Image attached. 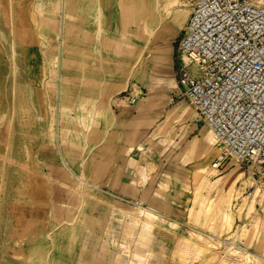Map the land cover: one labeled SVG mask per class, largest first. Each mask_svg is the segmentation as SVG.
<instances>
[{
    "label": "bare ground",
    "instance_id": "bare-ground-1",
    "mask_svg": "<svg viewBox=\"0 0 264 264\" xmlns=\"http://www.w3.org/2000/svg\"><path fill=\"white\" fill-rule=\"evenodd\" d=\"M75 1L31 0L23 3L25 1L19 0L16 3L15 0H8L10 11H3L8 20L3 22L7 30L0 27V72H3L0 85L6 107L0 120V128L3 126L6 129L5 137H1L3 131H0V147L4 148L0 151V184L8 179L13 169H19L29 184L33 180L32 170L36 171L37 165H42L43 160L48 161L45 163L48 170H40V179H37L49 195L52 228L35 238L38 242L45 240L36 244L31 254L25 255L29 264H58L62 256L55 251L64 249L69 250L68 261L72 262L77 253L73 244H65L63 239H78L93 220L91 211L98 202L105 205L107 212L103 236L99 240L100 251H93V262L151 264V253L161 259L167 257L164 249H155L157 229L175 235L171 230L178 232L181 223L174 211V199L169 193L162 188L152 190L147 187L155 162L147 159L146 147L141 142V130L131 131L128 138L131 148L119 153V158L126 157L136 145L142 159L146 160L145 165L135 159L131 161L139 177L136 183L141 181L143 185L138 198L140 202L125 201L119 208L111 207V201L118 202V199L101 195L104 193L98 185L93 184L91 173L95 156L101 153V148L110 142L111 135L119 129V119L112 112V105L120 101L122 91L131 85L135 93L139 94L143 87L141 84H144L149 92L141 101H151L171 98V90H180L178 80L174 77L173 45L157 46L155 42L161 36L174 35L186 28L191 15L190 2L97 0L90 21L96 24V40L93 45H88L82 42L75 44L77 41L63 33L70 25L87 23L74 13ZM28 11L31 18L29 22L33 23L41 39L45 65L46 78L40 94L30 84L28 71L22 64L23 47L14 35L19 25H27ZM5 38H10L8 45L5 44ZM108 39L116 46L108 48ZM184 60L187 61V58L184 57ZM52 69L59 72L58 83L51 82ZM86 73L99 76L98 89L96 82H87ZM66 74L68 78L64 77ZM75 102L79 103L78 107ZM173 113L166 123L173 133L158 142L150 136L147 141L151 148L160 149L164 144H170L180 125V136L197 128L195 119L198 113L196 109L191 110L190 104L180 111L174 106ZM26 117L30 118L28 122L25 121ZM34 118L40 126L35 132L33 148L45 152L50 159H41L38 154L32 153L24 161L11 150L19 134L22 136V133L29 132L31 119L33 121ZM54 121L59 122L58 128L53 126ZM140 124L137 120L134 126ZM207 128L202 131V136L194 135L187 142L181 150V162L184 165L197 163L191 173L196 195L205 191L215 193L219 203L213 209V199L210 203H200L191 209L193 224L188 225V231L193 241L180 236L181 244L185 243V247L178 249L175 254H179L183 264H264V220L257 213L256 206L258 202L264 210V184L261 187L252 170L248 175L239 169L233 170L230 175L219 173L216 163L222 158V152L217 146L214 132ZM71 132L81 137L79 141L82 145L65 140L64 135ZM31 144H24L28 153ZM27 160L36 161V167ZM238 181H242L239 188L236 186ZM55 187H59L61 193H57ZM247 187L254 188L250 195L245 192ZM134 196L137 198L138 195ZM142 201L148 202L149 206H144ZM244 217L248 218L247 224L236 226L237 220ZM205 222L206 229L199 228ZM161 226H169L171 230ZM257 239L259 243L256 251L249 250L252 241ZM48 248L50 251H46Z\"/></svg>",
    "mask_w": 264,
    "mask_h": 264
},
{
    "label": "rangeland",
    "instance_id": "rangeland-1",
    "mask_svg": "<svg viewBox=\"0 0 264 264\" xmlns=\"http://www.w3.org/2000/svg\"><path fill=\"white\" fill-rule=\"evenodd\" d=\"M18 1L19 0H15L16 3ZM22 1H25L23 3H27L28 1L31 2V0ZM96 5L97 0L75 1L73 8L74 13L87 21L86 25L77 23L74 25H70L68 29H64L65 32L63 31V33H67V35L71 39L77 41L75 44H78V42L87 43L88 45L94 44L93 42H95L96 40V24H91L90 21L93 19L92 14L94 12V9L96 8ZM4 10L10 11L8 0H0V27L4 30H7L5 23H3L5 19L8 20L3 12ZM27 15V25H19V27L15 29L14 35L17 36L19 43L23 47L22 64L25 65V69L26 71H28L27 75L30 77V84L34 91L40 94V91L44 85V80L46 78L44 59L40 46L41 39L38 38L33 23L29 22V20H31L29 11ZM181 32L182 31L180 30L174 33V35L172 34L169 36H161L158 38V41L155 42V45L168 46L172 44L173 52H175L176 56L177 48L175 50V47L177 45V40L179 39ZM5 39V44L8 45L10 38ZM115 46L116 44L114 42H111L110 39L107 40L108 48H113ZM5 58H7V56ZM173 70L175 71L174 77L177 81V67H174ZM61 74H63V71H61ZM66 75L64 77L68 78V74ZM75 77L78 78V75H75ZM2 78L3 72H0V79ZM51 78L52 83H55V81H57L58 83L60 78L59 72L55 71V69H52ZM85 79L87 80V82L89 80L94 83L96 82L95 86L98 89V84L100 81L99 76L86 73ZM141 85L143 86L142 88L144 90L143 94H141L140 96L138 103L132 105L131 107L127 106L124 103H121L120 108H117V110L120 109L117 116V118L119 119V129L111 135L110 142H108L106 146L101 148V153L95 156L91 173L92 182L93 184L98 185L99 189L103 191L104 194L101 195H107V197H115L118 199V202L111 201V207L114 206L116 208H119L125 201L131 203L140 202L138 198L142 194L143 185L141 181H139L140 183H136V179L139 177L136 175L135 170L131 165V161L132 159H135L143 162V165H145L146 160L142 159L141 152L137 150L136 145L133 146V150L131 149L126 157L119 158V153L125 148H131V144L128 140L131 131L136 129L141 130V142L146 147L147 159L153 160L155 162V169L151 173L150 178H148L147 187L151 188L152 190L162 188L164 192H166L167 194L169 193V196L174 199V211L178 215V219L181 223V228L178 232L171 230L169 226H161L165 229L171 230L175 233V235L170 231L162 230L159 228L157 229L156 236L158 239L155 242V249H164L167 257L161 259L151 253V259H153L151 261V264H183V260L180 258L179 254L175 253L178 249L185 247V243L181 244L182 240L180 239V236L186 237L188 239L190 238V241H193V238L188 231V225L193 224L191 220V209L193 207H198L200 203H210L213 199V209L219 203V198L215 193L205 191L201 192L200 194L198 193L199 195H196L197 189H195V185L192 182L191 173L192 169H194L197 163L184 165L181 162V150L184 149L187 142L191 140L194 135L202 136V131H205L208 128L204 124L198 122L196 118L195 121L197 124V128L195 130L186 135L180 136V125L173 134V139L170 143L171 145L164 144L165 148L162 147L160 149L151 148V144H149L147 141L150 136H152V139L154 141L158 142L159 140H163V138H166L169 133H173V129L171 127H167L166 123L169 119L168 117L174 114V106H177L178 111H180L181 108H183L186 104H190L191 110L195 108L191 105L189 100L182 95L181 90H178L177 92H175V90H171V98L141 101L143 97L148 96L147 92H149V89L144 86V84ZM82 92L84 91L82 90ZM3 94L4 91L0 85V120L2 119V116L6 109ZM77 94H79V92ZM74 104L76 107L79 106L78 102H75ZM142 112L145 113L142 115L140 114ZM29 120L30 118L26 117L25 121L28 122ZM137 120L141 124L136 127L134 126V123ZM31 122V126L28 129L29 132L27 134L22 133V136L19 134L16 140L17 143L11 150V153H14L16 157L24 161L26 158L29 159V154L31 155L32 153L38 154L41 159H50V157L45 152L39 151V149L37 148H33V144L35 142V132L40 125L38 121L35 120V118L33 121L31 119ZM53 126L58 128L59 122L57 123V121H54ZM0 131H3L1 137H5V127L2 126L0 128ZM64 136L67 142L82 145L79 141L81 140V137H77L74 132L68 133ZM59 140L61 143L60 137ZM25 142L32 143L30 153H28L29 150L24 145ZM60 148L63 151L61 145ZM3 149L4 148L1 146L0 151H2ZM27 161L31 163V165L36 167V161ZM203 161L204 160H202L201 162ZM41 163L42 165H37L36 171L32 170L34 172L32 173L33 180H31L29 184L27 177L22 172H20L19 169L11 170L8 179L4 182H1L0 184V264H29V261L25 258V255L31 254L32 252L30 251L36 247V244L40 243V241L43 242V240H45V238H41L42 240L38 242L35 240V238L39 237L38 235H41L43 231L49 232L52 228L50 223V218L52 215V205L51 203H49V195L44 190L41 181L38 180L40 179V170H48V167L45 166V163H48V161L43 160ZM235 169H239L243 172L244 175H248L250 173L248 170H246V166H241L234 163H230L224 171L219 170V173H221L222 175H230V173ZM125 176L128 178H126ZM256 180L259 182L261 187H263L264 182L259 181V179ZM241 183L242 181H238L236 186H238V188L241 187ZM166 185L168 187H165ZM27 188L29 189L28 193H26ZM34 188H36L38 192L36 197L32 191V189ZM54 189L57 193H61L59 187H55ZM253 191V187H247V189H245V192L249 195ZM134 195H138L137 198H135ZM142 203L146 207L149 206L148 202L142 201ZM256 206L258 211L257 213L261 215L262 220H264V210L262 209L261 204L257 202ZM106 212V207L102 203L98 202L93 206V209L91 211L93 220L89 222L88 226L78 237V239L76 241L66 238L63 239V243L73 244L74 251L75 253H77V255L75 256L76 258L72 262H70L68 261V249H64L61 252L56 250L55 253L62 256L59 258L58 264L98 263L97 261L95 262V260L93 262V251H96V253L100 251L99 240L103 236V227L105 223ZM247 222V217H244L242 220L238 219L236 226H238L239 224L243 226L247 224ZM201 224L199 225V228L205 230L207 222L202 225ZM258 243V239L255 240V242L253 240L251 246L248 247V249L251 251H256ZM94 244L97 246H95ZM238 244L242 246L245 245L239 242ZM191 245H193V243H191ZM49 249L50 248L46 249V251H50ZM104 264L107 263L104 261Z\"/></svg>",
    "mask_w": 264,
    "mask_h": 264
},
{
    "label": "built area",
    "instance_id": "built-area-1",
    "mask_svg": "<svg viewBox=\"0 0 264 264\" xmlns=\"http://www.w3.org/2000/svg\"><path fill=\"white\" fill-rule=\"evenodd\" d=\"M188 1L176 50L182 95L217 138L216 167L244 165L264 182V0ZM141 94L129 85L112 110L131 107Z\"/></svg>",
    "mask_w": 264,
    "mask_h": 264
},
{
    "label": "crops",
    "instance_id": "crops-1",
    "mask_svg": "<svg viewBox=\"0 0 264 264\" xmlns=\"http://www.w3.org/2000/svg\"><path fill=\"white\" fill-rule=\"evenodd\" d=\"M181 34H182V32H181ZM181 36V35H180ZM180 36H179V38H180ZM179 40V39H178ZM178 40H177V42H178ZM176 48H177V45H176V47H175V50H176ZM174 61H176V56H175V52H174ZM174 67H177V61L174 63ZM144 90V89H143ZM119 111H120V109H119ZM118 110H115V111H113L112 110V112L114 113V115L117 117L118 116V112H119ZM32 191H33V193H34V195H35V197L37 196V194H38V192H37V190H36V188H34V189H32ZM131 203V202H130ZM158 239V238H157Z\"/></svg>",
    "mask_w": 264,
    "mask_h": 264
}]
</instances>
